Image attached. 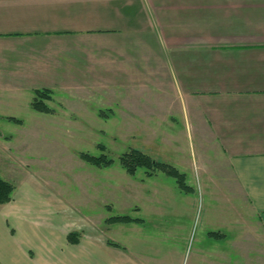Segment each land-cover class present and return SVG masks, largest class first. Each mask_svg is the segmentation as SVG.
Segmentation results:
<instances>
[{"label": "crops", "instance_id": "obj_1", "mask_svg": "<svg viewBox=\"0 0 264 264\" xmlns=\"http://www.w3.org/2000/svg\"><path fill=\"white\" fill-rule=\"evenodd\" d=\"M36 90L52 113L32 109ZM61 105L205 130L264 230V0H0V121ZM16 241L9 257L34 262ZM62 242L58 264H149L97 237Z\"/></svg>", "mask_w": 264, "mask_h": 264}, {"label": "rangeland", "instance_id": "obj_2", "mask_svg": "<svg viewBox=\"0 0 264 264\" xmlns=\"http://www.w3.org/2000/svg\"><path fill=\"white\" fill-rule=\"evenodd\" d=\"M55 108L54 120L32 111L20 125L0 121V178L14 187L11 201L0 205V264H16L8 252L13 239L37 257L56 249L41 263L58 264L61 241L63 249L73 245L69 234L116 249L123 244L149 264H264L259 218L205 130L178 115L151 122L101 106ZM109 114L132 120L111 122ZM132 150L177 169L193 191L161 171L139 168L130 175L119 158ZM81 154L104 155L113 164L99 168ZM116 216L138 222L108 221ZM37 257L30 264H40Z\"/></svg>", "mask_w": 264, "mask_h": 264}, {"label": "trees", "instance_id": "obj_3", "mask_svg": "<svg viewBox=\"0 0 264 264\" xmlns=\"http://www.w3.org/2000/svg\"><path fill=\"white\" fill-rule=\"evenodd\" d=\"M51 91L49 90H36L35 96L32 101V109L39 113L50 114L52 110L48 107L47 102L51 101ZM105 115L106 113H99V115ZM13 120V119H11ZM16 121V120H15ZM19 122V121H16ZM81 159L84 161L96 166V167H108L113 164V160L108 159L106 156L101 155L100 157H93L87 154H81ZM119 162L124 167L130 175H133L137 169L146 168L152 169L151 171H161L165 173L167 176L173 177L176 180L179 188L186 192L193 191L191 188L185 185V175L181 174L177 169L169 166L157 163L153 161L150 157L142 154L139 151L132 150L129 153L123 154L119 158ZM14 191V187L0 178V205L6 204L11 201V196ZM111 223H135L138 222L137 219H132L128 216H116L111 217L109 220ZM213 237H218V234H212ZM70 244H77L79 238L74 234H69L67 237ZM114 246V244L109 243Z\"/></svg>", "mask_w": 264, "mask_h": 264}]
</instances>
